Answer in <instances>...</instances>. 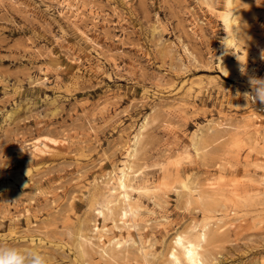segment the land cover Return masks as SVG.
I'll return each mask as SVG.
<instances>
[{"label":"rangeland","instance_id":"rangeland-1","mask_svg":"<svg viewBox=\"0 0 264 264\" xmlns=\"http://www.w3.org/2000/svg\"><path fill=\"white\" fill-rule=\"evenodd\" d=\"M62 1L0 0V241L173 264L206 224L208 264H264V104L237 97L264 78V0Z\"/></svg>","mask_w":264,"mask_h":264},{"label":"bare ground","instance_id":"bare-ground-1","mask_svg":"<svg viewBox=\"0 0 264 264\" xmlns=\"http://www.w3.org/2000/svg\"><path fill=\"white\" fill-rule=\"evenodd\" d=\"M69 2L70 1H66V0L62 1V3H64L65 6H70L71 4ZM70 7L72 8V6ZM223 20L227 24L228 17L225 16ZM138 137H139V134L136 137L134 136L135 138V141L133 143L134 146L132 148V151H130L129 155L127 154V156L129 157L135 156L136 147H137L136 144L138 145ZM35 140H38V139H35ZM40 143L44 144V142L41 140H40ZM37 144L38 142L33 141L32 147H35ZM193 146H195V143H193ZM129 168H130L129 160L124 161L122 163V166L118 168V172L116 175V186L119 191L116 194L115 200L121 201L122 203H124L125 207L127 208L128 212L131 215H136L138 206L137 207L133 206L132 200L127 191V187H128L127 173H128ZM151 187H154V186L151 185ZM105 208L110 209V211L112 210L111 206H109L108 204H103L102 207L99 209V214L103 215ZM95 228H98V226H96ZM212 237H213V231L207 229L206 224L197 228L193 237L187 236L183 232L176 233L174 237V244L171 246V249L169 251V261L173 264H208L207 254L205 251V244L208 243ZM120 243H121L120 240L115 241V244L117 245H120ZM139 248L141 249L142 246H139ZM81 249L83 251V247ZM101 251L106 253L108 256H112L109 253L108 249L106 248H102Z\"/></svg>","mask_w":264,"mask_h":264},{"label":"clouds","instance_id":"clouds-1","mask_svg":"<svg viewBox=\"0 0 264 264\" xmlns=\"http://www.w3.org/2000/svg\"><path fill=\"white\" fill-rule=\"evenodd\" d=\"M225 46L229 49L226 44ZM261 58L264 59V53ZM241 64L243 66L244 62L241 61ZM241 71L242 74H246L243 67ZM249 85L251 91L244 93L237 91V97L243 95L244 99L250 103L254 104L258 101L264 104V78L252 76L249 78ZM0 264H50V261L42 251L35 247L21 248L0 241Z\"/></svg>","mask_w":264,"mask_h":264}]
</instances>
